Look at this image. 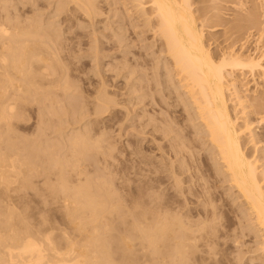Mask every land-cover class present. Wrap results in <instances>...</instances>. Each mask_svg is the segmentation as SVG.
<instances>
[{
	"label": "bare ground",
	"instance_id": "bare-ground-1",
	"mask_svg": "<svg viewBox=\"0 0 264 264\" xmlns=\"http://www.w3.org/2000/svg\"><path fill=\"white\" fill-rule=\"evenodd\" d=\"M17 1L0 0V264H212L220 257L223 258L224 255L221 254L220 250L222 248L226 250L225 247H228L231 242L239 245L236 249L242 255L247 252L248 254L250 252L251 255V252L258 251V256L254 255L248 259L255 261V264H264V66L261 64L262 61L264 62V51L258 56H252L253 53L245 54L244 52H247V50H244V48L246 47H244V43H241L242 39V42L245 41L244 38L239 40L241 44L237 51L221 48L218 43L215 44L217 49L210 51V44L207 45L203 40L207 19V14L205 15L203 12H206V5H201L200 10L197 9V11H200L199 13L204 14L200 18L194 14L197 11L196 9L195 12L193 11L194 7H191L193 4L191 0H121V5L126 10L125 13L130 17L135 15L137 24L132 21L131 25L135 28V32L137 27L139 29L142 28L139 26H143L146 27L145 31H152L153 35L158 36L157 42L149 43V46L153 47L151 55L158 53L161 56L158 61V63L160 62V65H158L159 73L156 72L160 77L153 82L161 87V92L165 93L163 95L165 104L163 103L164 99L162 101L163 104L160 103L161 106L164 105V111H167L170 107L173 108L172 104L174 103L175 109L170 110L175 114H166L167 117L170 115V120H168L165 116L163 117V114H160L163 110L159 113L162 116L157 115L152 110L157 117L166 118L168 121L164 123L162 119L157 118L154 114L156 118L150 119L148 117V122L152 123L153 130L157 134L160 131L159 133L161 134L156 136H162L161 139L167 138V141L170 140V144L166 143V145L169 144L166 149H164L166 145H163L164 148L162 144L155 145L156 151L161 153L159 154V160L158 157H156L157 159L154 157L155 160H153L150 156L152 169L148 168V170L150 169L152 175L147 172L148 170H144L147 175L151 176V181L148 180V183L146 181L140 183L141 179L139 180V178H141L143 171H139L141 172L139 175H141L136 178L138 182L140 181L139 183H136V179H134L135 183L128 182L127 176V181L115 182L108 175L111 171L108 174L106 173L107 177L103 175L105 174L103 172L106 171L103 170V174L98 171L97 167L99 165L94 173L98 174L97 172H99L106 178L100 179L102 176L96 178L95 174L93 175L94 178L90 177V179L87 175H92L90 171L94 167L92 166L89 170L90 165L88 163V168L83 166L82 162L85 161V157H83L84 161L81 162L82 168H80L76 163V159L75 162L71 161L68 164L70 159L64 153L58 154L57 150L45 142V149L38 148L36 152V148H34L32 143H37L38 138H35V141L32 137L31 140L34 142L27 139L30 143L32 142L30 145L27 140L24 143L25 139L24 142H20L23 135L21 134L20 137L17 134L16 128H19L16 123L19 124L20 118L26 119L23 113L27 115L28 108L31 109V106L35 105V110L41 114V118L44 109V113H48V108L46 107H50V114L52 112L57 114L58 110L56 111L55 109L57 108L56 106L63 102L62 99L67 100V98L72 97L74 84L73 80L71 82L70 79H75L77 76L72 69H69L66 62L71 47L69 45L62 46L61 42L57 41L59 40L57 39L58 37L54 36V34L57 35V32L51 29V26L53 27L51 24L54 22L44 26L35 11V13L32 12V15L28 14L32 9L37 11L41 9V7L37 6V3L36 8L32 7L33 5L35 6L36 0ZM31 1L33 2L31 3ZM220 1L208 0V4L217 11L215 6ZM71 2L75 3L83 11L80 12L84 13L86 18L83 17L85 20L87 18L92 19V14L94 13L93 0H55L56 7H54L57 14L60 15L65 10H69L68 13H71L70 10L72 8L68 9V4ZM234 3L232 7H235L239 12L243 11L240 12L242 15L241 19L254 20V11L251 12V9L259 5L263 6L264 0H237ZM19 4L21 6H18ZM40 6L42 5L40 4ZM218 12L213 14L217 16ZM72 16L74 15L72 14ZM48 18L51 19L50 17ZM68 18H66V21ZM47 21L46 23H50ZM60 21L63 22L61 18ZM60 24L62 25V23ZM108 26L111 25L108 23ZM213 29L210 28L208 30L211 31ZM95 41L93 40V42ZM213 42L216 43L215 40ZM95 55L97 54L94 53L93 57ZM124 57L122 58L124 59ZM126 60L125 58V62L130 61L129 59V61ZM135 61L138 62L136 59ZM124 63L122 61V64ZM130 63L129 65L133 66V63ZM150 63L152 64L151 61ZM154 66L153 68H157ZM120 67L122 65L119 64ZM115 68L117 69V67ZM123 68L125 67L120 69L123 71ZM120 69L117 70L119 71ZM132 69L135 71V68L132 67ZM117 70L115 71L116 73L118 72ZM238 71H241L240 73L243 75L249 74L250 79L243 81V78L246 79V77L237 75ZM89 72L91 73V71ZM147 80L149 81V79ZM149 82H147L148 87L152 83ZM74 83L76 84V82ZM100 83V88L90 92L94 94L93 100L89 101L93 105H90L92 109H88V111L93 110V114L89 112L91 115L104 113L111 106H108L111 100L105 96L107 94H105L106 92L103 88V79ZM154 85L153 88H155ZM153 88H150L149 92L147 91L149 95L150 91L154 90ZM141 89L143 91L142 85H140L138 90ZM90 93H88L89 96L91 95ZM139 94L141 95L142 93ZM145 95L147 96L146 92ZM138 98L136 99L139 101L140 99ZM144 98L146 97L144 96ZM154 100L150 101L154 103ZM159 100L158 102H160ZM67 102L63 103L66 104ZM151 105L156 106L155 104ZM52 115L49 116L51 117ZM45 116L47 114L44 115V118H48V116ZM42 121L45 120L43 119ZM42 123L44 124V122ZM66 123L68 124V122ZM142 125L145 124L142 123ZM146 125L148 124L146 123ZM35 127L37 128V126ZM60 127L58 126V129ZM179 127L184 130L187 127L193 128L194 136L200 135V138L193 139L194 136L191 138L190 132L193 130H190V132H186L188 130L185 131L189 134H180L182 132H180L179 129L181 128ZM174 128L176 131L179 130V132H175ZM40 129L41 135H43L42 128ZM36 131L34 132L36 133ZM106 133L108 135V131ZM106 133L103 132V134ZM171 133L175 134L172 135ZM18 137H20V141ZM79 137L70 138L69 140V148H67L71 151H69L70 158L76 152L83 153V147H85L84 139H79ZM63 138L64 136H62ZM101 138L100 135V138H97L98 141ZM152 138L156 141L153 133ZM43 141L45 140L43 139ZM157 141L160 143L161 140ZM196 141L201 142L202 146L206 144L203 152L198 144L202 153L199 154L200 157L199 155H196V157L200 158V163L196 161V157L193 155L194 152L193 154L191 153V151H194L192 148ZM65 143L67 144L68 141H63L61 145L64 146ZM37 144H39V140ZM163 144L165 143L163 142ZM31 145L33 147L29 148ZM39 145L41 147L43 143ZM109 145L111 146V144ZM109 150L108 153L110 152ZM163 154L164 156L166 154V158L163 157ZM144 155L143 157H145ZM89 156L91 155L89 154ZM136 157L140 160L138 154ZM31 158H39L41 161H33ZM148 158L146 159L147 161ZM88 159L89 157L87 161L90 163ZM179 159L180 161L176 162ZM78 161L81 160L78 159ZM145 162L143 160V163ZM143 166L145 167V165ZM83 167L87 168L90 173H87V170L85 172ZM144 167H141V169ZM202 167L205 168L202 169ZM104 168L102 167V169ZM115 173L113 174L116 175ZM137 174L135 175L139 176ZM147 175H143L144 178ZM33 176L38 179H33ZM161 176H163V179L165 178V181L160 178ZM148 178H145V180ZM123 179L125 180V177ZM161 179L164 184L168 181L166 186H162ZM187 181H192L191 187L188 186L189 188L187 186L184 187L188 183ZM216 183H219L216 186L217 191L211 187L212 185L215 187ZM186 190L193 191L191 194L199 198L197 199L198 202H201L199 200L202 198V202L208 205H203L201 202V206L200 203L196 204L197 201L195 200L194 205H198V207L192 209V206H188L193 205L192 203L190 204L191 201L188 199L189 204H187V200H182V198L181 200L179 198L181 202L179 201L178 204V200L175 197H178V195H184L185 197L187 195L185 193H189ZM224 195L227 196L226 199L230 198L231 200L230 206L227 204L229 206L228 210L224 209L225 211L223 210V203L227 200H225ZM191 197L187 195V198ZM220 200V205H217L216 202ZM182 201H185V203H182ZM229 212L233 213L231 215H233L234 219L229 215ZM223 217L224 220H221ZM242 238L249 240L253 247L250 248L246 244L247 249L243 247L245 250H242L240 248L243 245L240 242Z\"/></svg>",
	"mask_w": 264,
	"mask_h": 264
},
{
	"label": "rangeland",
	"instance_id": "rangeland-1",
	"mask_svg": "<svg viewBox=\"0 0 264 264\" xmlns=\"http://www.w3.org/2000/svg\"><path fill=\"white\" fill-rule=\"evenodd\" d=\"M15 2L17 1V0H14ZM13 0H12V2H14ZM37 2H35V6L33 5L32 7H35L36 8V3H37V6L38 7H41V9L39 10V11H37V10H31L30 12H31V14H30V12L28 13L29 15H32V12L33 13H35V14H38L39 16V20H41V23H42V25H44V26H47V24H51V22H54V23H52L51 25H53V27L51 26V29H53L54 30V32H57L56 34L57 35H55L54 34V36H56V38L57 39H59V40H57L58 42H61V44H62V46L63 45H69L70 47H71V51L69 52L70 54H69V56H68V60L66 61L67 62V64H68V67H69V69H72L73 70V72H74V74L77 76V78H75V79H70V81L72 82V80H73V84H74V86H73V95H72V97H69V98H67V100L66 99H62V101L65 103L66 101H68L66 104H64L62 101H60V102H62L61 104H59L58 106L59 107H62V108H59L58 106H56L57 108L55 109L56 111L58 110V112H57V114L59 113V115H57L55 112H52V114H50L51 113V110H49L50 109V107H46V108H48V113H46L47 114V116H48V118H44V115H46L45 113H44V111H45V109L43 110V115H42V118L45 120V121H42V122H44V124L41 122V120H43L42 118H41V114H39L38 112H37V110H35V108H36V106L35 105H32L31 106V109L30 108H28V113H27V110H26V113H27V115L25 114V113H23L24 114V117L26 118V119H22V118H20L19 119V124L18 123H16V126L19 128V129H17L16 128V132H17V134L21 137V134L23 135L22 136V140L20 139V137H18L19 139V141L22 143V142H24V139H25V142L24 143H26V140L28 139L29 141L31 140V138L32 139H34L35 141H36V139H37V143H38V140H39V144H41V143H43V145H45L44 147H43V145H41V147H40V145L39 144H37L36 142L35 143H32V142H34L33 140H31L32 142V144H34L33 146H34V148H36L35 149V151L37 152V149L39 148H41V149H45V147H46V144L48 145H51V147L52 148H54L55 150H57V153L58 154H62V153H64L66 156H67V158H69L70 159V161L68 162V164L69 163H71V161H74L75 162V159L78 161V159L79 160H81V161H76V163L79 165V167L80 168H82V165H81V162L82 161H84V159H83V157H85V161L84 162H82L83 163V166H87V168H88V165H90L89 166V170L92 168V166L94 167V168H96L98 165H99V167H97L98 168V171L99 172H101L102 173V171L104 170V171H106V172H103V173H105V174H103V175H105L106 176V173L108 174L110 171H111V173L110 174H108L110 177H112V179L116 182H122V181H127V177H128V182H130V183H135L136 181V183H139L140 181V183H144L145 181L148 183V180H150V178H151V176L150 175H147V173H146V171L148 170V168H151L152 169V160H151V157H152V159L153 160H155V159H157L156 157H158V160H159V158H160V156H159V154L161 153V152H159V151H156V149H155V145L156 144H162V147L164 148V146L163 145H166V143H169L170 142V140H168L167 141V138L165 139V138H163V139H161V137L162 136H156V135H160L161 133H159L160 131H158V134H157V132H155L154 130H153V127H152V123L149 121L148 122V119L150 118H156L157 117V115H159V116H162V115H160V114H163V117L165 116L168 120H170V115H168V117H167V115L166 114H173V109H175V107H174V103L172 104V106H173V108L172 107H170L169 109H167V111H164L165 109L163 108V106L164 105H160V103L161 104H163L164 102H165V99L163 98V95L165 94V93H163V91L161 92V87L160 86H157V84L156 83H154L153 81H157V79H159V77H160V75L158 74L157 75V73H159V68H158V65H160V62L158 63V61L161 59V56H159V54L158 53H156L155 55H151V51H153L152 49H153V47L151 48L149 45L150 44H152V43H155V42H157V37H156V35L154 34L153 35V33H152V31H145L146 30V27H143V26H139V27H142V28H139L138 29V27L136 28L137 29V31L135 32V28H133V26H131L132 25V21H135V23L137 24V22H136V18H135V15H133L134 16V18H133V16H129L128 14H126L125 12H126V10H125V8L124 7H122L123 5H121V3H122V1L120 0H93V5H94V8H93V12L94 13H96L95 15H93L92 14V19H89V18H87L86 20H85V15H84V13H82L83 11L82 10H80V8H78V6H76V4L75 3H73V2H71V3H69L68 4V9H70V8H72L70 11H71V13L69 12L68 13V11L69 10H65L63 13H61L60 15L59 14H57V12L55 11V7H56V4H55V0H51V2L49 3V1H47L48 2V4H47V2H46V0H36ZM40 1V2H39ZM92 1V0H91ZM113 1V2H112ZM237 0H221L219 3L217 2V5L215 6V7H217L216 9H217V11H219L218 12V15L217 16H215L213 13L214 12H217V11H215V9H214V7L213 6H211V5H209L208 4V0H191V2L193 3H191L192 5H191V7L193 8V11L195 12V9H196V11H197V9H201V7L203 6V5H206V9H205V11L206 12H203L207 17V19H206V22H205V24L206 25H209V26H206L205 25V30H204V37H203V40L205 41V43L208 45V44H210L209 45V49H210V51H215L216 49H217V47L215 46V44H217L218 43V45H219V47H221V48H225V49H227V50H231V49H233V50H239V45L242 43H244V47H246V48H244V50L246 49L247 50V52L245 51L244 53L245 54H247V53H249V54H252L253 53V55L252 56H258V55H260L263 51H264V5L263 6H257L256 8H254V9H251V12H253V14H254V20H246V19H244V18H240L242 15L240 14V12H243V11H237L236 9H235V7H232V5H234L235 3L234 2H236ZM256 1V0H255ZM257 1H261V0H257ZM18 2V1H17ZM33 1H31V3H32ZM75 5H73V4ZM104 3V4H103ZM40 4L43 6V7H45L44 8V10H43V7L42 6H40ZM50 4V5H49ZM70 4H72V5H70ZM117 4V5H116ZM202 5V6H201ZM18 6H21L20 4L18 5ZM55 6V7H54ZM71 6V7H70ZM99 6V7H98ZM112 6V7H111ZM200 6V7H199ZM75 7V8H74ZM197 7H199V8H197ZM53 8H54V10H53ZM50 9V10H49ZM96 9V10H95ZM75 10H76V12H75ZM79 10V11H78ZM119 10V11H118ZM122 10L124 11L123 13H122ZM197 11V12H195L194 14L196 15V16H198V17H200L201 18V15L203 14V13H199L200 11ZM35 11V12H34ZM40 11H41V13H42V15H41V13H40ZM53 11H55V12H53ZM72 11H73V13H72ZM80 11H82V12H80ZM101 11V12H100ZM214 11V12H213ZM38 12V13H37ZM67 12V13H66ZM108 12V13H107ZM110 12V13H109ZM116 12V13H115ZM43 13H44V15H43ZM53 13V14H52ZM76 13V14H75ZM116 14V16H115V14ZM47 14V15H46ZM66 14V15H65ZM72 14L74 15V16H72ZM102 16H101V15ZM123 14H125V15H127V16H124ZM203 14V15H204ZM216 14V13H215ZM50 15V16H49ZM52 15H53V17H52ZM63 15V16H62ZM69 15H70V17H69ZM120 16V18H118L119 16ZM210 15H212L211 17H209ZM45 16V17H44ZM56 16V17H55ZM65 16V17H64ZM66 16H68V17H66ZM85 18H84V17ZM118 16V17H117ZM48 17H50L51 19H49ZM58 17V18H57ZM95 17V18H94ZM107 17V18H106ZM203 17V16H202ZM42 18V19H41ZM48 18V19H47ZM52 18H53V20H52ZM60 18H61V20H63V22L62 21H60ZM63 18V19H62ZM64 18H65V20H64ZM66 18H68L67 19V21H66ZM208 18H210L209 20H208ZM59 19V20H58ZM89 19V21H87ZM94 19V20H93ZM106 19V20H105ZM110 19V20H109ZM121 21H120V20ZM124 19H126V20H124ZM45 20V21H44ZM48 20V21H47ZM50 20V21H49ZM78 20V21H77ZM92 20V21H91ZM46 21L47 22H50V23H46ZM64 21H66V22H64ZM130 21V22H129ZM207 21H208V23H207ZM45 22V23H44ZM59 22V23H58ZM68 22V23H67ZM93 22V23H92ZM56 23V25H54ZM60 23H62V25L60 24ZM81 24V26H80V24ZM108 23H109V25H111V26H108ZM134 23V22H133ZM46 24V25H45ZM59 24V25H58ZM67 24H69V25H67ZM92 24V25H91ZM98 24V25H97ZM118 24V25H117ZM124 24H125V26H124ZM129 24H130V26H129ZM113 25V26H112ZM68 26H70V27H68ZM74 26V27H73ZM57 27V28H56ZM70 28V29H68V28ZM79 27V28H78ZM107 29H106V28ZM117 27V28H116ZM131 27V28H130ZM208 27H210V28H214L213 30H211V31H209L210 30V28H208ZM55 28V29H54ZM59 28H61V29H59ZM89 28V29H88ZM91 28V29H90ZM93 28V29H92ZM123 28V29H122ZM125 28V29H124ZM207 28V29H206ZM97 29H99L98 30V33H97ZM105 29V30H104ZM109 29V30H108ZM142 29V30H141ZM209 29V30H208ZM217 29V30H216ZM79 30V31H78ZM88 32H87V31ZM94 30H96V31H94ZM104 32H103V31ZM109 32H108V31ZM111 30V31H110ZM120 30V31H119ZM123 30V31H122ZM127 30V31H126ZM131 30V31H130ZM138 30H140V31H142V32H140V31H138ZM61 31V32H60ZM74 31V32H73ZM100 31V32H99ZM127 33H126V32ZM95 32V33H94ZM138 32V33H137ZM141 34H140V33ZM145 32V33H144ZM104 33V34H103ZM136 33V34H135ZM64 36H63V35ZM66 34V35H65ZM68 34H69V36H68ZM111 34V35H110ZM140 34V35H139ZM93 37H92V36ZM153 35V36H152ZM88 36V37H87ZM102 36V37H101ZM140 36V37H139ZM144 36V37H143ZM146 36V37H145ZM152 36V37H151ZM72 37V38H71ZM99 40H97L96 38ZM154 37V38H153ZM65 38V39H64ZM101 38V39H100ZM132 38V39H131ZM137 38V40H135ZM239 38V39H238ZM242 38H244V42H242ZM114 39V40H113ZM125 39V40H124ZM128 39V40H127ZM144 39V40H143ZM153 39H155V40H153ZM207 39V40H206ZM240 39H242L241 40V43H240ZM71 40V41H70ZM93 40L95 41V42H93ZM127 40V41H126ZM132 40H134V41H132ZM148 40V41H147ZM150 40V41H149ZM153 40V41H152ZM213 40H215V42L216 43H214L213 42ZM80 41V42H79ZM114 41V42H113ZM118 41V43H116ZM143 41H144V43H143ZM207 41V42H206ZM90 44H89V43ZM130 42V43H129ZM152 42V43H151ZM66 43V44H65ZM69 43V44H68ZM71 43V44H70ZM93 43V44H92ZM135 43V44H134ZM142 43V44H141ZM150 43V44H149ZM147 44V45H146ZM94 45V46H93ZM98 45V46H97ZM101 45V46H100ZM119 45V46H118ZM127 45V46H126ZM131 45V46H130ZM75 46H76V48H75ZM93 46V47H92ZM125 46V47H124ZM134 46V47H133ZM138 47V48H137ZM74 48V49H73ZM90 48V49H89ZM95 50H94V49ZM99 48V49H98ZM122 48V49H121ZM147 48H148V50H147ZM94 51H92V50ZM132 49V50H131ZM138 50V51H137ZM140 50V51H139ZM80 51V52H79ZM98 53H97V52ZM127 51V53H128V55H127V53H125ZM147 51H149V52H147ZM97 54V55H95L94 57H93V54ZM126 54V55H125ZM124 55H125V57H124ZM78 56V57H77ZM97 56V57H96ZM124 57V59L122 58V57ZM136 56V57H135ZM158 56H159V58H158ZM134 57V58H133ZM95 58V59H94ZM110 58V59H109ZM125 58L127 59L126 61H131V63H130V61L129 62H125L124 60H125ZM152 60H151V59ZM156 58V59H155ZM163 58V57H162ZM73 59V60H72ZM99 59V60H98ZM129 59V60H128ZM135 59L136 60H138V62L137 61H135ZM154 59V60H153ZM77 60V61H76ZM96 60H97V62H96ZM146 61L147 62V64H146V62H143V63H145V64H143L142 62H140V61ZM101 61V62H100ZM119 61V62H118ZM122 61H123V63L124 64H122ZM150 61L152 62V64L150 63ZM70 62V63H69ZM140 62V63H139ZM72 63V64H71ZM97 63V64H96ZM128 63V64H127ZM129 63L130 64H132L133 63V66H131V65H129ZM134 63H135V65L137 66H135L134 67ZM141 65V66H144V67H141L139 64ZM150 63V64H149ZM157 63V64H156ZM108 65V66H106V65ZM119 64L120 65H122V67H125V68H123V71H122V69H120V68H122V67H120L119 68ZM126 64V65H125ZM261 64H263V66H264V62L262 61L261 62ZM74 67H73V66ZM98 65V66H97ZM105 65V66H104ZM125 65V66H124ZM129 65V66H128ZM147 65V66H146ZM151 65V66H150ZM155 65V66H154ZM104 66V67H103ZM128 66V67H127ZM131 66V67H130ZM153 66L154 67H157V68H153ZM73 67V68H72ZM115 67H117V69H120L119 71L115 68ZM129 69V71H128V69ZM132 67L133 68H135V71H134V69H132ZM96 69V70H95ZM97 69H98V71H97ZM104 69V70H103ZM125 69V70H124ZM140 69V70H139ZM155 69V70H154ZM78 70V71H77ZM100 70V71H99ZM109 70V71H108ZM118 71L117 73L115 72V71ZM131 70H133V71H131ZM158 70V71H157ZM89 71H91V73L89 72ZM93 71V72H92ZM96 72V74H95V72ZM131 72V73H130ZM157 72V73H156ZM241 71H238L236 74L237 75H239L240 77L241 76H244V77H246V79L245 78H243L244 80L243 81H247V80H249L250 79V76H248L249 74H241L240 73ZM93 73V74H92ZM102 73H103V75H102ZM110 73V74H109ZM154 73V74H153ZM81 74H83V75H81ZM99 74V75H98ZM129 74V75H128ZM143 74H145V75H143ZM153 74V75H152ZM88 75V76H87ZM94 75V76H93ZM133 75V76H132ZM148 75V76H147ZM150 75V76H149ZM102 76V77H101ZM132 76V77H131ZM158 76V77H157ZM128 77H130V78H128ZM144 77V78H143ZM150 77V78H149ZM157 77V78H156ZM103 79V81H104V91L106 92L105 94H107V95H105L107 98H109L110 100H111V102H110V104H108V106L109 105H111V106H109L108 107V109L104 112V113H101V114H95V115H91V114H93V110H89L88 111V109H92L91 108V106H93L92 104H90L89 103V101H92L93 100V97H94V94L93 93H90L91 91H94V90H97L98 88H100L101 87V80ZM92 79V80H91ZM94 79H96V80H94ZM105 79V80H104ZM132 79H134V80H132ZM147 79H149V81L150 82H152V83H150ZM155 79V80H154ZM92 82H91V81ZM74 82H76V84L74 83ZM78 82V83H77ZM89 82H91V83H89ZM96 84H95V83ZM105 82H107V83H105ZM147 82H149L151 85L148 87V83ZM87 83V84H86ZM100 83V84H99ZM127 83V84H126ZM141 83H143V84H141ZM97 84H99V85H97ZM156 86H155V85ZM96 85V86H95ZM107 85V86H106ZM140 85H142L143 86V91H142V89L141 90H138L139 89V87H140ZM145 85H146V87H145ZM153 85H154V87L155 88H153ZM90 86V87H89ZM99 86V87H98ZM133 86V87H132ZM134 86H135V88H134ZM152 86V87H151ZM77 87V88H76ZM144 87H145V89H144ZM159 87V88H158ZM74 88H76V89H74ZM83 88H85V89H83ZM94 88V89H93ZM148 88V89H147ZM150 88H153V89H151V90H153V91H150L151 93L152 92H154V93H152V95H151V93H150V95L147 93V91L149 92V90H150ZM80 89V90H79ZM89 89V90H88ZM135 89V91L133 92V90ZM147 89V90H146ZM107 90V91H106ZM131 90H132V92H131ZM137 90V91H136ZM79 91V92H78ZM142 91V92H141ZM157 91H159V92H157ZM130 94H129V93ZM138 92V93H137ZM145 92H146V94H147V96L145 95ZM165 92V91H164ZM76 93V94H75ZM78 93H80V94H78ZM82 93H84V94H82ZM88 93H90L91 95L89 96V94ZM139 93H142L141 95L139 94ZM161 93V94H160ZM163 93V94H162ZM86 94V95H85ZM76 95V96H75ZM81 95V96H80ZM88 95V96H87ZM110 95H112V96H110ZM131 95V96H130ZM117 96V97H116ZM142 97V98H140V97ZM144 96L146 97V98H144ZM81 97H82V99H81ZM92 97V98H91ZM111 97V98H110ZM119 97V98H118ZM139 97V98H138ZM157 97H158V99H157ZM161 97V99L159 100V98ZM72 98H74L73 99V101H72ZM129 98H130V101H129ZM133 98V99H132ZM136 98H138V99H140L139 101L136 99ZM143 98H144V101H143ZM151 98V99H150ZM155 99L154 100V103H152L153 101H150V100H153V99ZM71 99V100H70ZM112 99H114V100H112ZM163 99H164V101H163ZM69 100H70V102H69ZM158 100L160 101V102H158ZM167 100V99H166ZM72 101V102H71ZM86 101V102H85ZM88 101V102H87ZM114 101V102H113ZM126 101H127V103H126ZM144 103H143V102ZM162 101H163V103H162ZM112 102H113V105H112ZM116 102V103H115ZM118 102V103H117ZM158 102V103H157ZM130 103V104H129ZM134 103V104H133ZM136 103V104H135ZM138 103V104H137ZM140 103V104H139ZM64 104V105H63ZM142 104V105H141ZM145 104V105H144ZM150 104V105H149ZM151 104H155L156 106H152ZM158 104V105H157ZM165 104V103H164ZM62 105V106H61ZM91 105V106H90ZM118 105V106H117ZM120 105V106H119ZM122 105V106H121ZM151 106V107H149V106ZM162 107H160V106ZM159 106V107H158ZM32 107H34V108H32ZM65 107V108H64ZM71 107V108H70ZM89 107V108H88ZM126 107V108H125ZM161 108V109H158V108ZM81 108V109H80ZM82 108H83V112L84 111H86V112H82ZM118 108V109H117ZM121 108V109H120ZM33 109V111H31ZM61 109V110H60ZM113 109V110H112ZM125 109V111H123ZM142 109V110H141ZM157 111H156V110ZM170 109H172V110H170ZM47 110V109H46ZM64 112H63V111ZM77 110H78V112H77ZM152 110H154V112L157 114H155ZM163 110V111H162ZM168 110H169V113H168ZM35 111V112H34ZM50 111V112H49ZM60 111V112H59ZM67 111V112H66ZM81 112V114H80V112ZM88 111V112H87ZM108 111V112H107ZM162 111V113H160ZM66 112V113H65ZM91 114H90V113ZM144 112H145V115H144ZM153 112V113H152ZM158 112V113H157ZM164 112V113H163ZM165 112H167V113H165ZM64 113V114H63ZM71 113V114H70ZM75 113H76V115H75ZM83 113V114H82ZM150 113V114H149ZM160 113V114H159ZM177 113V112H176ZM38 114V115H37ZM52 115L51 117L49 116V115ZM87 114V115H86ZM90 114V115H89ZM137 114V115H136ZM156 115V117H155V115ZM175 114V113H174ZM173 114V115H174ZM37 115V116H36ZM40 115V117H38ZM56 115V116H55ZM66 115H68V116H66ZM89 115V116H88ZM99 115V116H98ZM141 115V116H140ZM147 115V116H146ZM154 115V116H153ZM177 115V114H176ZM47 116H45V117H47ZM59 116V117H58ZM78 116V117H77ZM84 117V119H83V117ZM125 116V117H124ZM151 116V117H150ZM157 117V118H160V119H162L163 120V122L164 123H166L168 120H166V118L164 119L163 117ZM23 117V116H22ZM23 117V118H24ZM36 117H37V119H38V121H37V119H36ZM67 117V118H66ZM89 117V118H88ZM147 117V118H146ZM149 117V118H148ZM29 118V119H28ZM41 118V119H40ZM51 118H53V119H51ZM60 118V119H59ZM79 118V119H78ZM95 118V119H94ZM97 118V119H96ZM28 119V120H27ZM48 119V120H47ZM83 119V120H82ZM140 119V120H139ZM144 119V120H143ZM26 120V121H25ZM60 120H61V122H60ZM69 120H71V121H69ZM79 120H81V121H79ZM95 120V121H94ZM162 120H161V122H162ZM50 121V122H49ZM123 121V122H122ZM125 121V122H124ZM146 121V122H145ZM166 121V122H165ZM39 122V123H38ZM53 123V125H52V123ZM60 122V123H59ZM66 122H68V124L69 123H74L73 125L72 124H69V126H68V124L66 123ZM160 122V123H161ZM162 122V123H163ZM42 123V124H41ZM139 123V124H138ZM142 123L143 124H145L146 125V123L148 124V125H142ZM151 123V124H150ZM18 124V125H17ZM39 124H40V126H39ZM54 124H56V125H54ZM57 124H58V126H63L62 128L60 127L59 129H58V126H57ZM61 124V125H60ZM63 124V125H62ZM87 124V125H86ZM92 124V125H91ZM150 124V125H149ZM173 125H174V123H172ZM42 125H44V126H42ZM130 125H132V126H130ZM35 126H37V128L35 127ZM57 126V127H56ZM65 126H67V127H65ZM86 126H88V127H86ZM134 126V127H133ZM151 126V127H150ZM38 127H40V128H42V131H43V135H41V129L40 128H38ZM110 127V128H109ZM122 127V128H121ZM139 127V128H138ZM140 127H142V128H140ZM144 127V128H143ZM174 127V126H173ZM178 127V126H177ZM176 127V128H177ZM70 128V129H69ZM83 128V129H82ZM86 128V129H85ZM113 128V129H112ZM126 128H127V130H126ZM152 128V129H151ZM179 128H181V129H179L180 130V132H182V133H180V134H182L183 135V133H184V135L185 134H189V133H186V132H190V130H193V131H191L190 133V135H191V138H193V136H194V129L193 128H191L190 129V127L188 128H186V130H188V131H186V130H184V129H182V127H179ZM38 129V130H37ZM39 129H40V131H39ZM46 129V130H45ZM49 129V130H48ZM57 131H56V130ZM62 129V130H61ZM81 129V130H80ZM85 129V130H84ZM129 129V130H128ZM135 129V130H134ZM175 129V128H174ZM178 129V128H177ZM37 130V131H36ZM55 130V131H54ZM86 130H87V132H86ZM89 130V131H88ZM111 130V131H110ZM113 130V131H112ZM137 130V131H136ZM144 130V131H143ZM152 130V131H151ZM179 130H177L176 131V129H175V132H179ZM183 130H184V132H183ZM21 131V132H20ZM34 131H36V133L34 132ZM85 131V132H84ZM108 131V135H107V132ZM127 131V132H126ZM136 131V132H135ZM186 131V132H185ZM37 132H40V133H38L37 134ZM57 132V133H56ZM63 134H62V133ZM77 132V133H76ZM89 132V133H88ZM100 132V133H99ZM103 132L104 133H106V134H103ZM138 132V133H137ZM151 132V133H150ZM34 133V134H33ZM46 135H45V134ZM82 133H84V134H82ZM102 133V134H101ZM120 133V134H119ZM148 133V134H147ZM152 133H153V137L155 138L156 137V141H154L153 140V138H152ZM65 134V135H64ZM70 135V137H69V135ZM99 134V135H98ZM143 134V135H142ZM172 135H174L175 133H171ZM177 134V133H176ZM36 135V136H35ZM73 135H74V137H79V139H84L83 141H84V146L85 147H83L84 148V150H85V152H84V150H83V153H74L73 155L74 156H72L71 158L73 159H71L70 158V154H69V151H70V149H68L69 148V140H70V138H74L73 137ZM77 135V136H76ZM97 135H98V137L100 138V135H101V139H99V141H98V137H97ZM104 135V136H103ZM111 135V136H110ZM114 135V136H113ZM137 135V136H136ZM178 136H180L179 134H177ZM181 135V136H182ZM60 136H61V138H60ZM62 136H64V138L62 139ZM67 136H68V138H67ZM82 136V137H81ZM84 136V137H83ZM146 136V137H145ZM149 136V137H148ZM197 136V135H196ZM196 136H194V138L193 139H199L200 138V135H198L197 137ZM24 137V138H23ZM30 137V138H29ZM45 137V138H44ZM87 137H89L88 139H87ZM92 137V138H91ZM104 137V138H103ZM108 137V138H107ZM141 137V138H140ZM151 137V138H150ZM158 137V138H157ZM160 137V138H159ZM36 138V139H35ZM52 138V139H51ZM67 138V140H65ZM85 138H86V140H85ZM113 138V139H112ZM146 138V139H145ZM43 139L45 140V141H43ZM47 139V140H46ZM62 139V140H61ZM95 139V140H94ZM97 139V140H96ZM103 139H104V141H103ZM108 139V140H107ZM112 139V140H111ZM161 140V141H163L165 144H163V142L161 143V141H160V143H159V141H157V140ZM165 139V140H164ZM27 140V141H28ZM92 140V141H91ZM100 140H102V141H100ZM107 140V141H106ZM121 140V141H120ZM28 141V142H29ZM42 141V142H41ZM55 141H57V142H55ZM61 141V142H60ZM63 141H68V143L66 144L65 143V145L63 146V145H61V143L63 142ZM86 141V142H85ZM97 141V142H96ZM108 141H109V144H111V146L108 144ZM123 141H125V142H123ZM136 141V142H135ZM151 141V142H150ZM166 141V142H165ZM171 141H173V139H171ZM27 142V143H28ZM44 142L46 143V144H44ZM53 142V143H52ZM59 142H60V144H59ZM89 142V144H87ZM102 142H104V143H102ZM153 142V143H152ZM158 142V143H157ZM197 142H199V141H196L195 142V145L197 146H195V145H193V150L194 151H191V153L193 154V152H194V156L196 157V155L198 156L199 154H201L202 152H203V150L205 151V149L204 148H206V144L205 145H201V142H199V143H197ZM30 142L28 143L29 145L31 144ZM99 143V144H98ZM113 143V144H112ZM155 143V144H154ZM38 145L37 147H35L36 145ZM86 144V145H85ZM94 144V145H93ZM99 145V146H97V145ZM108 146L107 148H106V145ZM135 144V145H134ZM170 144V143H169ZM168 144V145H169ZM198 144L201 146V149H199L200 148V146H198ZM60 145V146H59ZM89 145V146H88ZM104 147H103V146ZM123 145V146H122ZM137 145V146H136ZM141 145V146H140ZM154 145V146H153ZM168 145H166L165 146V148L164 149H166L167 148V146ZM25 146H27L26 144H25ZM32 145L31 146H29V148H32L33 147ZM63 146V147H62ZM65 146H66V148H65ZM97 146V147H96ZM113 146V147H112ZM153 146V147H152ZM195 146V147H194ZM43 147V148H42ZM62 147V148H61ZM68 147V148H67ZM87 147V148H86ZM92 147H94V148H92ZM101 147V148H100ZM103 147V148H102ZM112 149H111V148ZM121 147V148H120ZM152 147V148H151ZM154 148V149H153ZM195 148V149H194ZM199 150H198V149ZM87 149V150H86ZM93 149V150H92ZM97 149V150H96ZM107 149V150H106ZM110 149V150H109ZM136 149V150H135ZM59 150V151H58ZM63 150H66V151H63ZM89 150V151H88ZM108 150L110 151L109 153H108ZM196 150H197V152H196ZM202 152H201V151ZM35 151H33V152H35ZM63 151V152H62ZM78 151H79V149H78ZM103 151V152H102ZM136 151V152H135ZM155 152V153H153V152ZM39 152V151H38ZM71 152V151H70ZM87 152V153H86ZM91 152H95L94 154L92 153L91 154ZM115 152V153H114ZM119 152V153H118ZM139 152V153H138ZM158 152V153H157ZM85 153V155L83 156V154ZM131 153V154H130ZM150 153H152V154H150ZM157 153V154H156ZM197 153V154H196ZM68 154V155H67ZM89 154L92 156H89ZM101 154V155H100ZM107 154V155H106ZM109 154V155H108ZM122 154V155H121ZM137 154H138V156H140L139 158H140V160L138 159V157H136L137 156ZM140 154V155H139ZM141 154H142V156H141ZM143 154H145L144 156L145 157H143ZM154 154V155H153ZM170 154V153H169ZM78 155V156H77ZM104 155V156H103ZM158 155V156H157ZM69 156V157H68ZM82 156V157H81ZM101 156H103V157H101ZM117 156H118V158H117ZM123 156V157H122ZM151 156V157H150ZM74 157V158H73ZM89 157V159L88 160H90V163L87 161V158ZM91 157V158H90ZM107 157V158H106ZM147 157H149L148 158V161H150V162H148L146 159H147ZM154 157H155V159H154ZM163 157H165L166 158V154H165V156H164V154H163ZM199 157H200V155H199ZM199 157H196V161H198L199 163H200V158ZM103 158V159H102ZM143 158V159H142ZM198 158V159H197ZM33 161L35 160H38V161H41L39 158H37V159H34V158H31ZM118 159V160H117ZM172 159H174L173 157H172ZM106 162H104V161ZM142 160V165H141V163H140V161ZM143 160H144V162L145 161H147V162H145V163H143ZM37 161V162H38ZM87 161V162H86ZM95 161H96V163H95ZM128 161V162H127ZM139 161V162H138ZM180 161V159L179 160H177L176 162H179ZM86 162V163H85ZM127 162V163H126ZM137 162H138V166H137ZM159 162V161H158ZM175 162V163H176ZM87 163H88V165H87ZM129 163H130V165H129ZM134 163H135V165H134ZM149 163H150V165H149ZM143 165H145V167L143 166ZM133 166V167H132ZM146 166H149V167H146ZM202 166V165H201ZM85 167H83V169L85 170V172H86V170H87V168H85ZM102 167L104 168H106V167H108V168H104V169H102ZM112 167V168H111ZM129 167H130V169H129ZM136 167V168H135ZM137 167H138V169H137ZM141 167H144L143 169H141ZM93 168V170H91L90 172H92V175L91 174H88L87 175V177L88 178H92L93 177V175H95L96 173H94V171L96 172L97 171V168L96 169H94ZM99 168H101V169H99ZM205 168V167H204ZM203 167H202V169H204ZM132 169V170H131ZM139 169H141V170H139ZM146 169V171L144 172V170ZM89 170H87V173H90L89 172ZM108 170V171H107ZM125 170V171H124ZM131 172H130V171ZM116 173H115V172ZM136 171V173H134ZM139 171H143L142 172V175H141V178H139V182H138V180L136 179V178H138V177H140V175H139V173H141V172H139ZM99 172H97L98 174H100V175H98V174H96V178H100L99 176H102V174L101 173H99ZM115 173L116 175H114L113 173ZM130 172V173H129ZM148 173L150 172V169L147 171ZM94 173V174H93ZM138 173V174H137ZM124 174V175H123ZM129 174V175H128ZM135 174H137V175H139V176H136ZM149 174H151V172L149 173ZM98 175V176H97ZM113 175V176H112ZM130 175H131V177H130ZM146 176L147 175V177H145V178H148L149 176V178L148 179H146L145 180V178H144V176ZM152 175V174H151ZM116 176H117V179H116ZM123 176V177H122ZM127 176V177H126ZM136 176V177H135ZM143 176V177H142ZM107 177V176H106ZM106 177H101L100 179H105ZM120 177H122V178H120ZM125 177V180L123 179ZM37 178V177H36ZM35 178V176H33V179H36ZM90 178V179H91ZM94 178V177H93ZM121 179V181H120V179ZM132 178V179H131ZM144 178V179H143ZM160 178H162L163 179V176H161ZM38 179V178H37ZM134 179H136V181L134 180ZM162 179H161V182H162V186H166V184L168 183V181L167 182H165V184L163 183L165 180V178L163 179L164 181H162ZM93 180V179H92ZM142 180H144V181H142ZM209 180H211L210 178H209ZM135 181V182H134ZM151 181V180H150ZM188 183L186 184V185H184V187L185 186H189V187H191V185H192V181L191 182H189V181H187ZM150 183V182H149ZM190 183V184H189ZM219 185V183H216L215 184V187H213L214 185H212L211 187H212V189L213 190H215V191H217L218 189L216 188V186H218ZM161 186V187H162ZM188 187V188H189ZM163 188V187H162ZM217 189V190H216ZM186 192H189V193H185V194H187L188 195V197H191V198H187V195L184 197V195H178V197L176 196L175 197V199L177 198V200H178V204H179V201L181 200V198H182V200L183 199H185V201H186V203L188 202V199H189V201H191L190 202V204L192 203L193 205H188L189 207L190 206H192L191 208L192 209H194V208H196V207H198V205L197 206H195L194 204V202H196V204L197 203H200V205L202 206V204L204 205H206L207 203H203L202 202V198H200V200L199 201H201L202 202V204H201V202H198V200L197 199H199V198H196L193 194H191V193H193V191H189V190H186ZM124 193H126V192H124ZM189 195H191V196H189ZM184 198H183V197ZM193 196L195 197L194 198V201H193ZM224 197H225V200H227L226 202H228V203H223V210L225 209V210H228V207L230 206V198L228 199H226V195H224ZM179 198H180V200H179ZM176 200V201H177ZM196 200V201H195ZM185 201L183 202L182 201V203H185ZM181 202V201H180ZM219 202L221 203V200L220 201H217L216 203H217V205L219 204ZM215 203V204H216ZM181 204V203H180ZM187 204H189V202L187 203ZM229 206H228V205ZM208 205V204H207ZM206 205V206H207ZM220 205V204H219ZM227 205V206H226ZM224 210V211H225ZM228 212V211H227ZM231 214H233V213H230L229 212V215L234 219V217H233V215H231ZM221 220H224V217L221 219ZM230 228H232V227H230ZM236 229H237V227H236ZM246 241H248V242H246ZM240 242L243 244L242 245V247H240V248H242V250H245V249H247L246 248V244H248L249 246H250V248H252L253 247V244L251 243V242H249V240H246L245 238H242L241 240H240ZM237 245V246H236ZM245 245V246H244ZM231 246V247H230ZM225 247V246H224ZM239 247V245L236 243H230V245L227 247H225V249L226 250H224V248H222L220 251H221V254H223L224 256H223V258H219V259H217L216 261H214L213 263H215V264H247V262H248V264H255V261H250L249 259H250V257L251 256H254V255H256V256H258L259 254V252L258 251H255V252H251V255H250V252H249V254H248V252L247 253H244V255H242L240 252H238L239 250L238 249H236V248H238ZM243 247H245V249L243 248ZM248 247V246H247ZM249 248V247H248ZM223 250H224V252H225V254H224V252H223ZM237 252H236V251ZM240 253V254H239ZM238 254V255H237ZM248 254V255H247ZM253 254V255H252ZM258 254V255H257ZM227 255V256H226ZM238 256V258H237V256ZM239 255H240V257H239ZM241 255H242V257H241ZM250 255V256H249ZM225 256H226V258H225ZM244 257V258H243ZM240 258V259H239ZM245 258H246V260H245ZM249 258V259H248ZM221 259H222V261H221ZM226 259V260H225ZM234 259V260H233ZM238 259V260H237ZM219 260V261H218ZM241 260V261H240ZM235 261V262H234ZM239 261H240V263H239ZM249 261H250V263H249ZM220 262V263H219ZM226 262V263H225ZM253 262V263H252ZM212 263V264H213Z\"/></svg>",
	"mask_w": 264,
	"mask_h": 264
}]
</instances>
